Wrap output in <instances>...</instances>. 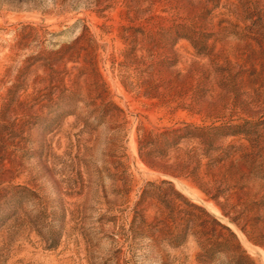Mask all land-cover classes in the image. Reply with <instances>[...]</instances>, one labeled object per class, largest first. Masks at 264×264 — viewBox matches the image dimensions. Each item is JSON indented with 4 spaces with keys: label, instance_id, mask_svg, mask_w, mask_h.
I'll use <instances>...</instances> for the list:
<instances>
[{
    "label": "rangeland",
    "instance_id": "1",
    "mask_svg": "<svg viewBox=\"0 0 264 264\" xmlns=\"http://www.w3.org/2000/svg\"><path fill=\"white\" fill-rule=\"evenodd\" d=\"M0 264H264V0H0Z\"/></svg>",
    "mask_w": 264,
    "mask_h": 264
}]
</instances>
